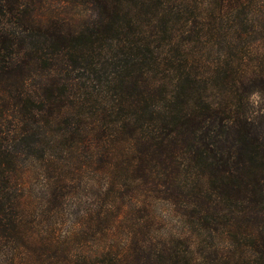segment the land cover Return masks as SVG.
<instances>
[{"label":"trees","instance_id":"16d2710c","mask_svg":"<svg viewBox=\"0 0 264 264\" xmlns=\"http://www.w3.org/2000/svg\"><path fill=\"white\" fill-rule=\"evenodd\" d=\"M212 3L0 0V264H264V0Z\"/></svg>","mask_w":264,"mask_h":264},{"label":"rangeland","instance_id":"374dc122","mask_svg":"<svg viewBox=\"0 0 264 264\" xmlns=\"http://www.w3.org/2000/svg\"><path fill=\"white\" fill-rule=\"evenodd\" d=\"M213 0H204V7L206 9L205 15L207 11L213 8ZM216 7L217 15L225 14L227 10L225 9H218ZM210 11H208L209 13ZM208 20L210 21L211 16L209 15ZM251 101L257 103V97H252ZM84 187L78 186L72 189L69 194L67 195L65 201L63 202V206L61 209L58 206H51L49 209L45 207L44 200L42 199L43 192L41 191V187L36 180L30 179L27 185V194H29V202L27 203L29 217H65V220L68 221V224L71 223L77 217H91V211L93 210L92 206V198H93V191L90 190L89 186L88 189H83ZM50 210V211H48ZM162 220L165 219V216L160 215L159 217ZM175 218L171 217L168 220L167 226L174 230L175 227Z\"/></svg>","mask_w":264,"mask_h":264}]
</instances>
